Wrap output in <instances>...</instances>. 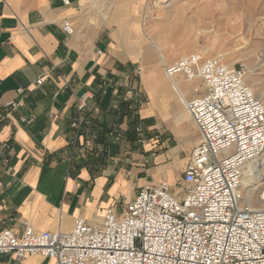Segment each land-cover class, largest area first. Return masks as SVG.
<instances>
[{"label": "crops", "instance_id": "0c3cea01", "mask_svg": "<svg viewBox=\"0 0 264 264\" xmlns=\"http://www.w3.org/2000/svg\"><path fill=\"white\" fill-rule=\"evenodd\" d=\"M99 1L0 0V232L22 235L26 222L71 232L78 217L100 223L111 207L122 213L146 186L165 180L179 197L186 188L182 175L201 132L185 101L203 86L194 96L190 86L199 81L178 76L173 88L161 64L175 54L146 62L144 39L158 43L139 22L140 47L129 35L123 42L119 26L93 23ZM131 86L144 91L146 104L124 101ZM0 264L53 261L0 253Z\"/></svg>", "mask_w": 264, "mask_h": 264}, {"label": "built area", "instance_id": "2783aa9c", "mask_svg": "<svg viewBox=\"0 0 264 264\" xmlns=\"http://www.w3.org/2000/svg\"><path fill=\"white\" fill-rule=\"evenodd\" d=\"M64 29L73 32L70 21ZM165 70L169 77L201 79L203 86L186 101L201 141L184 169L181 197L164 180L140 189L122 213L109 208L100 223L78 217L71 232L37 230L28 222L22 235L5 228L0 253L18 260L42 255L53 264H264V208L241 201L243 168L264 152L263 100L244 65L218 57L189 53ZM125 97L139 106L146 100L133 86ZM73 125L80 127V120ZM136 132L143 142L141 125ZM259 196L264 202V186Z\"/></svg>", "mask_w": 264, "mask_h": 264}, {"label": "rangeland", "instance_id": "374dc122", "mask_svg": "<svg viewBox=\"0 0 264 264\" xmlns=\"http://www.w3.org/2000/svg\"><path fill=\"white\" fill-rule=\"evenodd\" d=\"M92 6L97 10L92 13V22L99 25L103 22L111 31L119 26L124 33L121 35L123 42L127 43L129 35L140 47L133 32L134 25L139 22L158 46L164 47L169 55L175 54L166 64H161L164 76L166 65L186 54L219 57L231 66L247 67L246 80L264 102V0H101ZM112 16L114 20L111 21ZM142 64L143 60L137 62L139 73ZM197 80L202 87L201 79ZM194 85L190 87L195 96L199 92L194 90ZM137 88L145 96L146 104L148 96ZM261 162L264 163V152L245 171L244 177L247 178L252 168ZM250 181L260 184L253 199L256 207L261 206L257 200L264 186V175H254Z\"/></svg>", "mask_w": 264, "mask_h": 264}, {"label": "bare ground", "instance_id": "6f19581e", "mask_svg": "<svg viewBox=\"0 0 264 264\" xmlns=\"http://www.w3.org/2000/svg\"><path fill=\"white\" fill-rule=\"evenodd\" d=\"M205 31H209V29H205ZM144 44H146V46L148 47V52L150 53L149 56H148V58H147V61L146 62H151V61L159 60V59L160 60L161 59L163 60L164 58L166 59V57L169 55V53H167V51H165L164 47H162V46L161 47L156 46L148 38L147 39H144ZM220 56H223V55H220ZM228 64L229 65H232L231 63H228ZM166 76H167V74H166ZM167 77H169V76H167ZM169 78L173 81V88L175 90H178L179 89V85H178L179 82L176 81V79L179 78V77L178 76H173V77H169ZM179 80L180 81H191V80H194V79H183V78H179ZM196 87H198V86H196ZM258 97L262 99V96H258ZM186 101H185V105H186ZM260 156H258L257 158H259ZM257 158H255L253 160H250V161H248L245 164V166L243 168V178H242V182H241V192H242V199H241V201H242V203H244V202L250 203L253 206H256L253 198L255 196L256 189L258 187H260V184L252 183L250 180L253 179L254 175H258V176L259 175L260 176H263L264 175V163L261 162L260 164L254 166L252 168V170H251V173L247 176V178L244 177V173H245L246 170H248L250 168L251 164ZM242 187H243V189H242ZM257 202L259 204H261V206L260 205L258 206L259 208H264V202L263 201L257 200Z\"/></svg>", "mask_w": 264, "mask_h": 264}, {"label": "trees", "instance_id": "16d2710c", "mask_svg": "<svg viewBox=\"0 0 264 264\" xmlns=\"http://www.w3.org/2000/svg\"><path fill=\"white\" fill-rule=\"evenodd\" d=\"M128 103H131V100L126 99ZM126 102V101H125ZM121 109H124V107L122 106Z\"/></svg>", "mask_w": 264, "mask_h": 264}]
</instances>
